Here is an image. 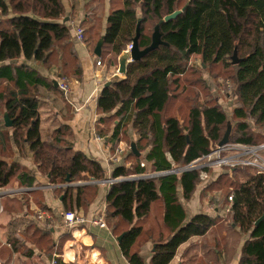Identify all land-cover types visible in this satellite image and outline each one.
Masks as SVG:
<instances>
[{
    "label": "trees",
    "instance_id": "1",
    "mask_svg": "<svg viewBox=\"0 0 264 264\" xmlns=\"http://www.w3.org/2000/svg\"><path fill=\"white\" fill-rule=\"evenodd\" d=\"M74 1L69 0L72 10ZM110 5L106 32L101 38L109 52L118 56L132 43L140 21L139 46L142 50L150 46L152 31L147 25L155 28L165 16L174 13L178 0H110ZM105 6V2L100 5L102 11ZM65 13L64 0H0V86L4 88L0 89V118L8 114L13 122L7 127L2 121L9 140L11 131L18 150L31 153L37 171L48 177L52 185L67 184L68 176L72 184L125 179L108 183L106 217L112 221L113 234L117 238L124 235L119 245L130 264H145L140 250L147 242L155 247L150 264H170L183 244L215 232L221 221V235L226 225L249 235L240 247L239 264H264V220L255 225L264 216V173L245 182L222 174L214 182L226 187L220 205L229 204L233 197L227 223L221 215L214 217L209 212L187 221L179 188L185 202H189L204 169L128 180L194 165L219 146L229 128V143H264V0H192L177 19L161 25L162 39L168 45L130 63L125 78L103 86L96 110L102 116L101 123L113 126L111 138L119 142L129 127L140 135L136 144L140 155L132 152L129 161L117 166L110 178L99 160L75 148L76 136L68 125L61 124L45 138L41 134L39 107L45 96L42 91L61 90L29 64L47 72L55 68L53 75H62L61 79L82 76L70 28L60 22ZM86 14L90 16L89 12ZM98 20L102 18L98 16ZM86 31L89 35L93 26ZM86 42L89 45V39ZM235 50L241 56L238 65L232 64ZM193 56L207 67L222 65L234 80L236 105L232 117L237 123L233 128L224 109L212 99L211 87L198 76L200 71L190 68ZM192 74L198 78L190 81L188 76ZM188 89L197 91L187 96ZM206 89L203 100L201 92ZM173 103L178 104L180 111L186 107L187 114L181 112L186 117L185 124L179 119L180 114L170 113ZM101 133L106 135L105 131ZM236 170L234 174L240 169ZM16 179L21 185L32 187L35 174L18 163L0 160V187H7ZM99 189V184H88L57 188L54 192L62 197L65 212L87 214ZM37 195L41 199L42 194ZM36 201L40 209L51 212ZM226 245L224 236L213 242L217 257H224ZM7 246L11 247L9 257L7 261L0 257L2 264L11 260L19 245L10 240L1 248L8 249Z\"/></svg>",
    "mask_w": 264,
    "mask_h": 264
},
{
    "label": "crops",
    "instance_id": "2",
    "mask_svg": "<svg viewBox=\"0 0 264 264\" xmlns=\"http://www.w3.org/2000/svg\"><path fill=\"white\" fill-rule=\"evenodd\" d=\"M106 3L110 4V0H106ZM74 4L75 9L72 10L69 0H64L66 13L69 15L71 14V17L67 18L69 21L66 23L70 28L73 40L75 42V51L78 56L82 76L80 79L72 75L67 76L68 78L66 79L71 82V91L68 94L63 93L62 91L54 92L53 90H43L42 92L45 96L41 99V102H43V99L45 98L44 100L48 103H51L53 109L55 110L53 112L55 124L53 128L48 131L49 134H52L61 124L71 127L76 136L75 148L90 158L99 160L108 177L110 178V175L117 166L129 161L127 160L126 156L122 155L123 153L119 152V149H123L122 146L116 147L115 151L110 149L112 144L110 140L111 135H102L101 132L106 131L107 126L100 122L102 116L99 115L96 110L97 99L101 93L103 85L110 82V79L106 80V77L107 73L111 71H109V69H107V67L103 64V61L100 57H96L94 53L90 52L91 49L89 50L91 45L93 46L92 39L95 36L93 31L89 33V45L88 43L78 42L75 37V27L82 26L84 28L83 22L85 19L88 20L87 14H84V8H96L97 2L94 0H75ZM110 8L111 5L108 6V9L105 7L104 10L105 17L103 18V23L101 26V37H103L106 32L107 18L109 16ZM94 23L95 21L92 22V26H96ZM84 30H86V28ZM98 61H101L100 66L97 65ZM29 65L39 71L44 77H47L46 74H48V72L46 70L32 64ZM53 71L55 72L56 69L54 68ZM61 76L62 75L58 77L57 82L61 79ZM0 88H3V86H0ZM90 113L93 114V119L91 120V124L88 127L86 119L90 116ZM40 114L41 134L44 137L43 131H45V125L42 119L43 115L41 111ZM2 121L5 123V116L3 119L0 118V160L7 163H18L28 168L34 172L35 182L32 187H26L21 185L20 181L16 179L9 186L4 188L0 187V251H3L1 247L11 240L10 235L12 233L10 232L13 229L16 230V222H22V224L29 225L32 223V221H37L35 216H27L30 213L34 214L35 208L40 209L36 199L41 201L43 205L47 206L51 210L49 213L57 221L61 220L63 226L62 218L65 211L62 204V197L58 196L54 190L69 186V184L58 186L52 185L49 182L48 177L40 174L33 164L31 153L29 151L21 153L18 150L13 142L11 131L10 140L8 136H6V131L3 128ZM82 134H84V137H81ZM97 137L101 138L102 140H98ZM120 142V144H122V141ZM88 184L100 185L98 196L87 214L82 211L84 215L90 216L93 212L98 210H106V198L109 187L108 183H105L104 181L95 183L82 181L72 185L73 187H79ZM36 193L42 194L41 199H39L40 197H38L39 195ZM196 196L197 190L194 193L192 199L189 202H185L184 198L182 197V189L181 187L179 188V198L185 207L187 221H190L194 216L202 214L201 210L196 208V205L195 208L191 206V204L195 202L193 199H195ZM6 203L8 204V207L5 209ZM13 206L15 207L13 208ZM18 207L19 209H17ZM106 221H108V219H106ZM13 222V225L15 226H11ZM223 224L224 223L221 221L216 227L215 232L210 231L203 237H194L183 244L178 249L177 255L170 264H239V257H235L233 255H236L237 253L239 254V246L241 247L243 241H246L249 238V235L247 238H245L244 236L246 235L243 234L239 228L231 227L230 229L228 228V225H226L224 233L221 235L220 228ZM66 230L67 234H65L68 236L67 240L65 242L63 241L64 249H62L63 253L60 255L62 260L60 257H58L60 260V263L58 262L59 264H130L122 254L119 242L117 240L118 238L113 234L109 226L108 229H102L99 227L86 225L85 227ZM66 235L61 234L58 238L59 241L62 240ZM221 236L225 237L227 245L223 253L224 257L219 258L217 257V249H214L212 245L216 239L220 241ZM232 237L235 243L234 247H231L233 244ZM154 250L155 247L151 242H147L141 248L140 256L144 260L145 264H150ZM67 253H70V255H67Z\"/></svg>",
    "mask_w": 264,
    "mask_h": 264
},
{
    "label": "rangeland",
    "instance_id": "3",
    "mask_svg": "<svg viewBox=\"0 0 264 264\" xmlns=\"http://www.w3.org/2000/svg\"><path fill=\"white\" fill-rule=\"evenodd\" d=\"M188 1L189 0H178L177 8L182 9L187 4ZM96 2H97L96 8L93 9L87 7L84 8L85 9L84 14H86L89 11L91 14L90 16L94 17V19H92L90 16L87 15L88 20L86 21L85 19V21L83 22V26H84L83 29L90 28L92 26V22L94 21H95L94 24H96V26L93 25V32L95 33L94 34L95 36L92 39L93 46L91 45V47L89 48V50L90 49L92 50V51L90 50V52L92 53L94 52L93 47L101 39V34H102L101 26L103 23V18L105 17L104 14L105 11L101 10L100 5L104 2L106 3V0H96ZM109 5L110 4L106 3L105 6L106 9H108ZM98 16L102 18V21L98 20ZM69 17H71V14L69 15L68 13H65V15L62 17L60 22L64 23V20ZM89 21H90V25H89ZM147 27H148V31L149 32L152 31L153 34L154 28L149 25H147ZM86 39H89V35L87 34V31L85 32L84 43H87ZM74 44L75 42L73 40V45ZM103 51H104L103 56L100 58L103 61V64L107 67V69L111 71L107 73L106 80L110 79V81H115L117 79L125 78L123 75H120L118 73L119 58L122 55V53H124V51L120 55L116 56L115 54L109 52V47L107 45H104ZM238 57L241 58L240 55H238ZM189 66L192 69H196L200 71L198 72V76L199 77L201 76L202 80L206 81L207 85L211 87L209 89V92L213 97L212 99H216L219 105L224 109L225 113L228 116L229 124L233 128L237 123L232 117V110L236 105V97H235L236 85L234 84V80L230 78L229 72H226L222 65H218L215 67L205 66L204 64H202L201 59L198 56H193L191 58L189 62ZM116 72L118 74L117 77L114 76ZM53 73L55 74V72L52 70V72H48V74L46 73L45 74L50 79L57 81L58 77L53 75ZM198 76L192 74L188 76V79L190 81H193L194 79H197ZM184 84L185 83H182V85ZM187 86L190 85L187 84ZM0 89L2 91L4 88H0ZM192 91H197V90L188 89V91L185 94L187 96L192 95ZM201 93H202L201 98L204 100V98L208 93V90L207 89L206 91L202 90ZM44 99L43 102H41L39 109L42 112L43 115L42 119L45 125L44 128L45 131H43L44 137H47L49 134L48 131H50V129L53 128L55 124L53 119L54 117L53 112L55 110L53 109L51 103L46 102ZM181 112L184 115H186L187 114L186 107H185V111H180V109L178 108V104L173 103L171 106L170 113L180 114L179 119L183 124H185L186 117H183V115H181ZM92 119H93V114L90 113V116L86 119L88 127L90 126ZM250 123L253 126V122ZM112 128L113 126L107 125V130L105 131V134L112 135ZM81 137H84V134H82ZM139 139H140V135L138 134V132L134 128L129 127L128 130L123 131V133L119 138V142L112 138L110 139L112 143L110 149L115 151L116 147L122 146L124 150L122 155L128 158V156L132 153V149H131L132 144L136 145L139 142ZM120 141H122V144H120L121 143ZM143 141L146 142V140ZM263 146L264 143L258 146H247L242 144L229 143V145L225 149H223L220 153L217 152L218 147H215V149L209 156H206L194 162L195 164L194 163L193 164L197 167L196 170L204 169L206 171L201 172V176H200L201 182L197 189V196L195 197V199H193L195 202H193L191 206L195 208L196 205V208L198 210H201V212H209L214 217L221 215L226 221V215L228 213V209L230 208L229 204L232 201L228 200L229 204L223 203L224 207L222 204L220 205V203L222 202L223 190L226 189V187L216 186L214 185V182L222 174H227L230 179L234 177V180H237L238 182H245L255 174L264 173ZM249 151L252 152L249 153ZM236 169H240V170L234 174V172L237 171ZM153 174H159V173H151L150 175ZM142 176H146V175H142ZM227 185L228 183L225 182L224 186ZM30 214L27 216L28 217L35 216V213L31 215ZM106 222L109 228H111L112 221L108 220ZM13 224L14 222L12 223L11 226H15ZM15 224H16L15 226L16 230L13 229L10 232L12 233L10 235V239L16 241L19 246L17 248V251L14 252V255L11 257V260L8 261L6 264H53V262L57 260V257L61 258V256L57 253H63L62 251V249H64L63 241L62 240L59 241L58 238L61 234L64 235L67 234V230H66L67 228L62 226L61 220L57 221L56 219H54V222L52 223L51 226H48L44 222H39L38 220L32 221V223L29 225L22 224V222L21 223L16 222ZM228 228L231 229V226H229ZM245 235L246 236L244 237L247 238L248 235L247 234ZM232 243L233 244L231 247H234L235 243L233 237H232ZM7 248L8 249L2 248L3 251H0V257H3V261H7L9 257L8 250L11 249V247H7ZM238 249H240V246ZM233 256L238 257L239 254L237 253L236 255ZM0 263L2 264V260Z\"/></svg>",
    "mask_w": 264,
    "mask_h": 264
},
{
    "label": "water",
    "instance_id": "4",
    "mask_svg": "<svg viewBox=\"0 0 264 264\" xmlns=\"http://www.w3.org/2000/svg\"><path fill=\"white\" fill-rule=\"evenodd\" d=\"M192 2V0H189L187 2V4L182 8V9H178L176 10L174 13L169 14L167 16H165L160 23L154 28V32L152 34V42L151 45L148 46L145 49H141L139 46V38L141 36V21L138 23L137 29H136V36L132 41L133 44V49L132 51L129 52H124L122 53V55L119 58V74L123 75L124 77H126L127 75V71H128V66L130 63L135 62V61H140L142 58H144L145 56H147L149 53L157 50L158 48H160V46H164V45H168L167 43H165L162 39V33H161V25L163 23H167L171 20H175L178 18V16H180L183 12H185V10L188 8V6L190 5V3ZM68 19H65L64 22H67ZM103 46H104V38H101L99 40V42L97 43V46L94 50V54L96 57H101L102 56V51H103ZM241 62V59L238 57V52L237 50H235L234 55L232 56V64L233 65H238ZM110 84V82H108L106 84V86H108ZM54 85L56 88H58V82L55 80L54 81ZM5 123L7 127H11L13 122L12 120L9 118L8 114H5ZM231 132V128L228 129L226 135L224 136V138L222 139V141L219 143V148H222L226 145L229 144V135ZM132 152L139 156L140 154L138 153V150L136 148L135 144H132ZM196 166L195 165H191L189 167L186 168H182V169H177V170H173L170 172H163V173H159V174H153V175H149V176H132L130 178H128V180H141V179H152V178H159L162 176H166L169 174H180L182 172H188V171H193L196 170ZM125 179H116V180H107L104 181L105 183H111V182H118V181H122ZM66 183L69 184V186H73L71 183V179L68 176L66 179ZM264 220V216L261 217L256 223L255 225H259L261 221ZM124 235H121L120 237H118V242L120 243L122 238Z\"/></svg>",
    "mask_w": 264,
    "mask_h": 264
},
{
    "label": "built area",
    "instance_id": "5",
    "mask_svg": "<svg viewBox=\"0 0 264 264\" xmlns=\"http://www.w3.org/2000/svg\"><path fill=\"white\" fill-rule=\"evenodd\" d=\"M75 37L78 42L84 43L85 42V30L83 29L82 26H77L75 27ZM133 49V44L131 43L126 47L124 52H131ZM97 65H101V61L97 62ZM118 74L117 72L114 74L116 77ZM104 86V85H103ZM228 87V84H227ZM58 88L65 94H68L71 91V82L68 81V79H60L58 81ZM98 140H102L101 138L97 137ZM229 145V144H228ZM228 145L217 149V152L220 153L223 149H225ZM264 148V146H263ZM123 149H119L120 153H123ZM252 151H249L251 153ZM144 166V164H142ZM113 181V180H111ZM113 183V182H111ZM110 184V183H109ZM1 190V188H0ZM230 201H233V197L229 198ZM229 211V209H228ZM35 217L39 222H44L48 226H51L52 223L54 222L53 216L49 213V211H45L39 208H35ZM63 227L67 229H76L79 227H85L86 225L94 226V227H99L102 229H108V226L106 224V210L101 209L96 212H93L90 216L89 215H84L83 213H78L75 211H68L65 212L63 215ZM58 260V257H57ZM57 260L53 262V264H58Z\"/></svg>",
    "mask_w": 264,
    "mask_h": 264
}]
</instances>
